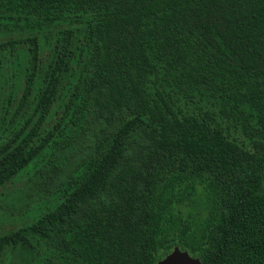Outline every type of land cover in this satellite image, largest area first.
Listing matches in <instances>:
<instances>
[{
	"label": "trees",
	"instance_id": "1",
	"mask_svg": "<svg viewBox=\"0 0 264 264\" xmlns=\"http://www.w3.org/2000/svg\"><path fill=\"white\" fill-rule=\"evenodd\" d=\"M0 264H264V0H0Z\"/></svg>",
	"mask_w": 264,
	"mask_h": 264
},
{
	"label": "rangeland",
	"instance_id": "2",
	"mask_svg": "<svg viewBox=\"0 0 264 264\" xmlns=\"http://www.w3.org/2000/svg\"><path fill=\"white\" fill-rule=\"evenodd\" d=\"M33 165L31 163L11 181L0 186V235L28 226L54 208L52 196L43 199L29 197L26 182L34 171Z\"/></svg>",
	"mask_w": 264,
	"mask_h": 264
},
{
	"label": "water",
	"instance_id": "3",
	"mask_svg": "<svg viewBox=\"0 0 264 264\" xmlns=\"http://www.w3.org/2000/svg\"><path fill=\"white\" fill-rule=\"evenodd\" d=\"M157 264H202L199 257H193L189 251L176 246L169 254L160 259Z\"/></svg>",
	"mask_w": 264,
	"mask_h": 264
}]
</instances>
